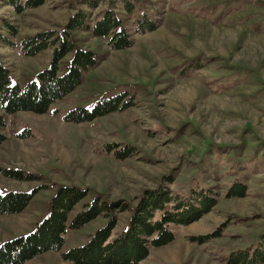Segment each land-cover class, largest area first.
I'll list each match as a JSON object with an SVG mask.
<instances>
[{
  "label": "rangeland",
  "instance_id": "obj_1",
  "mask_svg": "<svg viewBox=\"0 0 264 264\" xmlns=\"http://www.w3.org/2000/svg\"><path fill=\"white\" fill-rule=\"evenodd\" d=\"M106 2L88 11L94 15ZM9 3L0 0V33L11 41L0 43V61L11 82L23 87L49 66L51 50L26 56L21 40L43 31L59 35L84 6L81 0H44L18 12ZM142 11L161 22L135 33L128 48L114 50L102 38L73 31L75 46L100 61L46 113L0 109V195L37 189L21 212L0 214V244L32 232L50 212L54 192L67 185L87 190L70 217L95 196L132 209L160 185L181 195L191 188L217 192L210 212L175 228L174 239L150 248L140 264H235V253L264 238V0H139L131 21ZM4 23L16 27L15 36ZM123 93L120 104L132 98V106L88 122L68 121L71 110ZM127 148L131 156L118 158ZM6 170L30 179L8 178ZM236 182L246 185L245 194L226 197ZM130 214H118L114 236ZM105 221L98 216L68 229L60 251L23 264H73L61 253L83 244Z\"/></svg>",
  "mask_w": 264,
  "mask_h": 264
},
{
  "label": "trees",
  "instance_id": "obj_2",
  "mask_svg": "<svg viewBox=\"0 0 264 264\" xmlns=\"http://www.w3.org/2000/svg\"><path fill=\"white\" fill-rule=\"evenodd\" d=\"M101 0H81L79 7L68 19L59 35L53 31L36 33L21 40V51L26 56L50 49L49 66L37 72L35 80L23 87L12 83L10 71L0 61V109L13 114L30 111L44 114L55 102L62 100L81 85L87 72L100 61L92 50L75 46L73 31L88 32L94 37L106 40L111 49L119 50L132 46L135 33L154 30L161 22L148 11H142L132 20V13L139 0H107L94 15L90 13L98 7ZM18 12L25 7H36L44 0H8ZM157 11L156 7H153ZM131 22V27L129 23ZM11 37L16 35V27L4 23L2 26ZM133 30V31H132ZM1 35L0 43L11 44ZM125 93L97 101L90 109L71 110L68 121L88 122L118 109L133 105V99L121 103ZM3 121L0 118V126ZM5 136L0 134V144ZM132 149L118 152V158L131 156ZM6 177L15 180H28V176L16 170H6ZM170 182V181H169ZM246 185L233 183L225 196H243ZM8 191L0 195V214L21 212L29 203L35 191ZM87 196V190L75 186H60L50 201V212L27 235L16 236L0 244V264H23L44 252H58L65 242L68 229H78L98 216L105 223L97 228L80 246L61 253V259L73 264H140L149 249L171 242L175 228L188 225L210 212L218 202L217 192L211 189L191 188L187 195L173 194L167 186L147 190L132 209L122 201L107 202L95 196L72 217L70 214L77 204ZM131 211L126 226L116 236L113 231L117 225L118 214ZM262 236V235H261ZM229 259V258H228ZM231 259L235 264L264 263V238L251 250L235 253Z\"/></svg>",
  "mask_w": 264,
  "mask_h": 264
}]
</instances>
